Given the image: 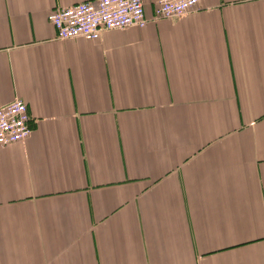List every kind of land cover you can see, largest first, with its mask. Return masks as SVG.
<instances>
[{
    "label": "crops",
    "instance_id": "crops-1",
    "mask_svg": "<svg viewBox=\"0 0 264 264\" xmlns=\"http://www.w3.org/2000/svg\"><path fill=\"white\" fill-rule=\"evenodd\" d=\"M81 1L0 0V264H264V0L59 39Z\"/></svg>",
    "mask_w": 264,
    "mask_h": 264
},
{
    "label": "built area",
    "instance_id": "built-area-1",
    "mask_svg": "<svg viewBox=\"0 0 264 264\" xmlns=\"http://www.w3.org/2000/svg\"><path fill=\"white\" fill-rule=\"evenodd\" d=\"M204 0H158L148 17L144 0H85L53 9L49 19L59 39H99L105 30L145 27L150 20L180 18ZM33 132L27 103L17 98L0 106V147L26 140Z\"/></svg>",
    "mask_w": 264,
    "mask_h": 264
}]
</instances>
